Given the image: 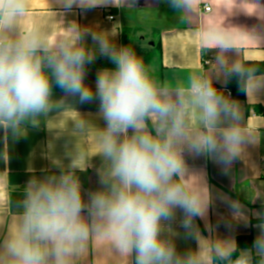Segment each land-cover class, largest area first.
<instances>
[{
  "label": "clouds",
  "instance_id": "1",
  "mask_svg": "<svg viewBox=\"0 0 264 264\" xmlns=\"http://www.w3.org/2000/svg\"><path fill=\"white\" fill-rule=\"evenodd\" d=\"M59 28L28 26L30 0H0V128L5 143L24 134L27 123L56 112L74 115L63 128L67 132L65 164L43 177L32 176L23 198L16 204L15 226L0 232V264H77L90 245L103 242L118 264H264V222L252 249L238 250L234 239L202 236L195 221L205 219L212 195L203 174L189 169L185 153L212 158L227 173L258 135L247 127L240 103L215 87L235 80L249 94L264 93V74L253 62L242 60L244 45L261 47L264 30L226 23L234 7L264 21L259 0H237L221 5L222 19L202 23L201 51L214 52L207 68L174 83L153 75L132 46H117L111 32L64 21L74 9L81 13L101 6L135 8L136 0H49ZM191 25L198 0H157ZM61 19L59 22L56 17ZM93 44L87 46V38ZM97 54L115 65L98 72L95 88L85 83L86 66ZM64 97L79 103L99 101L93 123L66 103L53 99V86ZM70 125V126H69ZM95 129L105 162L99 173L101 188L85 203L77 170H83L81 137ZM58 136L60 133L57 134ZM233 219L249 222L241 205L230 203ZM177 211L184 238L194 240L195 250L177 251L171 224ZM257 218L264 221V215ZM231 228V224H226ZM131 258V259H130Z\"/></svg>",
  "mask_w": 264,
  "mask_h": 264
},
{
  "label": "crops",
  "instance_id": "2",
  "mask_svg": "<svg viewBox=\"0 0 264 264\" xmlns=\"http://www.w3.org/2000/svg\"><path fill=\"white\" fill-rule=\"evenodd\" d=\"M233 0H198L196 15L189 25L175 14L167 6L157 3V0H136L135 8L127 5L101 6L81 13L74 9L72 14L66 15L64 21H75L83 27L99 31L111 32L117 30L114 42L117 46H132L141 55L146 64L152 70L153 75L161 82L174 83L176 79L186 78L193 72L204 70L203 61L212 59L214 52L201 51L202 23L210 18L222 19L221 5L231 4ZM242 0H237L239 5ZM264 5V0H259ZM205 5L211 7L210 11H204ZM60 9L56 5H50L49 0H30L29 11L25 19L28 26L47 27L53 33L59 28L55 21V12ZM113 16L114 19H109ZM57 21L61 19L56 17ZM226 23L247 28L261 27L264 30V21H260L254 15L246 14L241 7H234L231 14L226 16ZM87 46L92 47V40L87 38ZM242 60L264 61V44L261 47H249L244 45ZM114 69L115 65L107 58L97 54L94 63L86 66L85 83L95 88L97 74L103 69ZM215 87L225 94L230 91L219 83ZM231 96V95H230ZM245 100H236L240 103L247 127L258 135L257 142L246 147L244 154L238 158L227 173L212 158L193 157L185 153V161L189 169L202 173L203 178L212 195V203L209 206L206 221L197 218L195 223L202 236L209 237L208 225L214 229L213 237L218 239H234L236 245L238 239L251 237V246H244L239 250L252 249L253 242L259 234L256 224L264 222L257 218L264 215V112H258L254 106L264 108V93L259 95L245 94ZM65 98L61 90H53V99ZM232 99H234L231 96ZM66 103L94 126L103 127L104 121L97 114L99 101L91 103H79L78 98L67 97ZM235 100V99H234ZM54 111L47 117L38 118V123L24 126V134L14 138L9 132L5 143V132L0 128V232L15 226L16 204L23 198V191L32 176L43 177L53 173L58 174V169L51 163V157L55 156L63 160L65 164V144L69 140L67 132L63 128L74 113L66 111L57 118ZM70 126V125H69ZM60 133L58 136L57 134ZM95 129L86 136L81 137L79 144L84 153L85 164L83 170H77V176L81 184L82 197L87 203L90 193L101 188L99 173L104 167V161L96 153L99 146L96 142ZM237 202L248 217L249 222L233 219L230 203ZM182 213L177 211L176 220L171 228L176 235L172 237L178 252L183 253L189 249L195 250L197 244L194 240L184 238V229L181 227ZM231 224V228L226 227ZM131 259V258H130ZM257 257L253 251V264ZM77 264H118L106 249L103 242L90 245Z\"/></svg>",
  "mask_w": 264,
  "mask_h": 264
},
{
  "label": "trees",
  "instance_id": "3",
  "mask_svg": "<svg viewBox=\"0 0 264 264\" xmlns=\"http://www.w3.org/2000/svg\"><path fill=\"white\" fill-rule=\"evenodd\" d=\"M249 62H253L255 63L261 70V74H264V61L263 62H259V61H249ZM227 90L230 91L231 93V96L235 99V100H245L246 96H245V93L240 91L238 89V86L235 82V80H233L231 83H229L227 86H226ZM53 90H61L59 89L58 87H56L55 85L53 86ZM254 109L256 111H258L259 113L261 112H264V108H262L261 106H254ZM246 239V237H243V238H240L238 239V243H237V249H241V248H244V246H248L250 247L251 246V237H248L247 238V243L244 242V240Z\"/></svg>",
  "mask_w": 264,
  "mask_h": 264
},
{
  "label": "built area",
  "instance_id": "4",
  "mask_svg": "<svg viewBox=\"0 0 264 264\" xmlns=\"http://www.w3.org/2000/svg\"><path fill=\"white\" fill-rule=\"evenodd\" d=\"M203 10L204 11H210L211 10V7L209 6V5H205L204 6V8H203ZM109 17V19H111V20H113L114 19V17L113 16H108ZM209 60H211V57L210 58H207V59H205L204 61H203V66L204 67H207V61H209ZM230 95H231V93H229Z\"/></svg>",
  "mask_w": 264,
  "mask_h": 264
},
{
  "label": "rangeland",
  "instance_id": "5",
  "mask_svg": "<svg viewBox=\"0 0 264 264\" xmlns=\"http://www.w3.org/2000/svg\"><path fill=\"white\" fill-rule=\"evenodd\" d=\"M139 54V53H138ZM140 55V54H139ZM143 55V53H141V56Z\"/></svg>",
  "mask_w": 264,
  "mask_h": 264
}]
</instances>
